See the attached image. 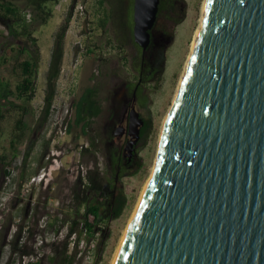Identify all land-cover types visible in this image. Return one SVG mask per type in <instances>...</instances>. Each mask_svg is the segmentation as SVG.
<instances>
[{
	"label": "rangeland",
	"instance_id": "374dc122",
	"mask_svg": "<svg viewBox=\"0 0 264 264\" xmlns=\"http://www.w3.org/2000/svg\"><path fill=\"white\" fill-rule=\"evenodd\" d=\"M203 1L175 0L173 8L162 10L152 29L151 46L143 58L141 47L133 36V0H77L65 37L56 108L44 126L41 125L42 107L51 51L55 34L65 22L73 0L48 2L47 8L51 9L52 16L45 24L37 19L35 9L26 1H16L26 14L36 41L26 36L12 37L6 23L0 19V79H8L14 86L21 72L17 63L40 53L34 99L26 102L12 96V103H0V264H24L18 253L13 254L11 262H8L10 241L21 224L25 231L23 228L17 245L32 247L33 254L40 251L43 252L41 257L44 256L49 247L39 246V240L42 236L49 238L65 220H69L74 185L90 169L104 174L107 198L112 197V193H123L127 202L118 218L106 213L97 229L94 246L83 250L80 263L112 264L152 172L161 128L200 23ZM103 20H106L105 26ZM141 73L148 76L141 86L147 104L143 106L137 97L135 106L148 121L149 130L140 139L137 152L129 161L128 151L124 149V136H116L114 131L121 123L126 101H132L130 86L139 81ZM89 86H96L98 90L96 98L101 112L84 131L81 123L75 122V103ZM23 108H28L24 119L30 128L26 136L19 139L14 124ZM59 112L67 113L69 118L70 128L66 133H61L57 124ZM91 138L96 140L97 149L91 147ZM30 144L34 146L25 168L26 180L19 187L23 160ZM87 147L92 150L83 152ZM124 152L125 157L122 156ZM5 156L7 163L2 165ZM48 167L51 174L45 175L41 183H30L34 175L43 173ZM5 168L12 171L9 183H6ZM113 175L117 176L114 184L108 181ZM47 180L49 183L45 187ZM83 181L87 182L84 178ZM53 198L59 199L60 208L52 207L50 200ZM107 207L104 200L103 210ZM24 208L26 213L23 216ZM83 212L84 208H81V214ZM10 217L13 218L11 222ZM43 218L51 220L44 228ZM43 264H49L47 258Z\"/></svg>",
	"mask_w": 264,
	"mask_h": 264
},
{
	"label": "water",
	"instance_id": "95a60500",
	"mask_svg": "<svg viewBox=\"0 0 264 264\" xmlns=\"http://www.w3.org/2000/svg\"><path fill=\"white\" fill-rule=\"evenodd\" d=\"M159 5L134 0L143 58ZM128 120L130 161L145 124L135 104ZM114 264H264V0H207Z\"/></svg>",
	"mask_w": 264,
	"mask_h": 264
},
{
	"label": "trees",
	"instance_id": "16d2710c",
	"mask_svg": "<svg viewBox=\"0 0 264 264\" xmlns=\"http://www.w3.org/2000/svg\"><path fill=\"white\" fill-rule=\"evenodd\" d=\"M18 0H0V19L6 23L9 34L18 38L20 36H26L36 41V38L32 36L33 32L27 22L26 14L23 13L21 7L16 3ZM27 5L32 6L37 14V19L41 20V23H47L48 19L52 16L51 9L47 8V3L50 1L58 2L59 0H24ZM77 0H73L71 9L65 22L60 26L59 30L55 34L53 48L51 51V57L49 60L48 70L46 73V86L45 95L43 99L42 118L41 125L44 126L48 121L52 111L55 97L57 95L58 79L61 73L63 58H64V43L66 33L69 28V23L72 18V10L75 7ZM103 2V0H100ZM175 0H160L159 13L162 10L169 7H174ZM36 19V16L34 17ZM133 23V22H132ZM106 20H103V26H105ZM151 46V44H150ZM149 46V48H150ZM148 48V49H149ZM40 53H34L28 58L17 63V68L21 70L19 81L13 86L12 82L8 79H0V103L7 101L12 103V96H17L26 102L32 101L36 95V76L38 72ZM148 72L150 73L149 69ZM147 74L141 73L139 81L136 84L130 86L131 94L134 92L135 87L136 95L140 98L141 104L146 106L147 100L142 95V83L146 81ZM96 86L87 87L77 102L75 103V122L81 123L82 128L86 131V128L90 126L91 120L97 117L101 112L100 102L96 98L97 95ZM13 106H17L13 103ZM28 112V108H23V113L15 119L14 131L17 133L19 139L24 138L27 134V130L30 128L28 122L24 119L25 114ZM70 128V124L68 125ZM149 130L148 121L141 129V135L144 137ZM90 145L94 149H97V143L94 138H91ZM33 144L28 146L25 157L23 160V166L21 170V181L19 187H21L26 180V165L28 158L33 149ZM15 148V145H13ZM91 147H87L83 152H89ZM15 153L13 155V158ZM7 156L3 157L2 165L7 163ZM9 170L4 169V174L7 175ZM105 176L98 170L90 169L86 175V183L80 176L74 185L72 196V207L69 209L70 218L68 220V229L63 239L46 244L48 251L44 256L36 260H30L26 264H43L45 258L48 259L49 264H81V258L79 254V244L84 233L86 234V241L89 243L97 234V229L100 228V222L107 216L106 213L112 218H118L126 205L127 199L123 193L114 194L112 197L107 198L108 192L105 189ZM117 176L113 175L108 181L113 184L116 181ZM105 200L107 208L103 210L102 202ZM81 208H84V212L81 214ZM26 209L23 210V216ZM67 219V218H66ZM10 222L13 220L9 218ZM67 220H65L66 222ZM23 224L20 225L11 243V254L8 262H11L13 254L18 253L20 260L26 256H30L34 253L32 247H20L17 245V239L23 231ZM31 232V229L29 230ZM76 234V241L74 246L71 247L70 237Z\"/></svg>",
	"mask_w": 264,
	"mask_h": 264
},
{
	"label": "built area",
	"instance_id": "2783aa9c",
	"mask_svg": "<svg viewBox=\"0 0 264 264\" xmlns=\"http://www.w3.org/2000/svg\"><path fill=\"white\" fill-rule=\"evenodd\" d=\"M56 108L55 106V101L53 104V110ZM69 111V108H67L66 112ZM57 124L60 126V131L61 133H66L67 129H68V125H69V118H67V113L66 114H62L59 112V114L57 115ZM45 170V169H44ZM42 171L43 173L34 175L31 180L30 183H35V182H39L41 183V181L43 180V177H45V175H49L50 173V168L48 167V169L46 171ZM86 175L87 172L83 174L84 179H86ZM11 176H12V171L9 169V173L6 176V183H9L11 181ZM49 181L47 180L45 182V187L48 186ZM24 184V183H23ZM50 204L52 205V207L58 209L60 208V201L59 199L53 198L50 200ZM72 205L70 206V210H71ZM43 223H42V227H46L49 223H50V219L48 220L47 218H43L42 219ZM68 229V220L59 228H57L55 231L52 232V234L49 235L48 237H44L42 236V238L39 240V246H45L46 243H52L54 241H59L61 239H63L66 235ZM25 231V228H24ZM86 234L84 233V235L82 236L81 240H80V244H79V254L78 256H81L83 253V250H85L86 248H91L92 246H94V238L88 243L85 239ZM70 241H71V247L74 246V243L76 241V234L74 233L71 237H70ZM43 255V252L36 253V254H31L30 256H26L23 260V263L26 264L28 261L30 260H36L38 258H41V256Z\"/></svg>",
	"mask_w": 264,
	"mask_h": 264
},
{
	"label": "bare ground",
	"instance_id": "6f19581e",
	"mask_svg": "<svg viewBox=\"0 0 264 264\" xmlns=\"http://www.w3.org/2000/svg\"><path fill=\"white\" fill-rule=\"evenodd\" d=\"M206 2H207V0H204V1H203L202 13H201V18H200V23H199V26L197 27V29H196V31H195V33H194V36H193V39H192V42H191V49H190V52H189V55H188L187 60H188L189 57L191 56V54H192V52H193V50H194V48H195V45H196L197 37H198L199 31H200V28H201V24H202V20H203V15H204V13H205ZM186 63H187V61H186ZM186 63H185V65H186ZM184 75H185V67H184V71H183V74H182V76H181L180 82H179V84H178L177 91H176L175 96H174V98H173V102H172L171 106L169 107V110H168V112H167V114H166V116H165V119H164V122H163V125H162V128H161L160 138H161V134H162V130H163L164 124H165L166 119H167V117H168L169 111H170V109H171V107H172V105H173V103H174V100H175L176 94H177V92H178V90H179V88H180V85H181V83H182V80H183V78H184ZM159 143H160V139H159ZM158 148H159V146H158ZM157 153H158V151H157ZM156 157H157V154H156ZM155 162H156V158H155ZM155 162H154L153 167H152V172H151V174H150L148 180L146 181V183H145V185H144V187H143V189H142V192H141L140 198H139V200H138V203H137V205H136V208H135V210H134V212H133V214H132V216H131V219L129 220L128 225L126 226V229H125V231H124V234L122 235L121 242H120V244H119V246H118V249H117V251H116V254H115V257H114V259H113L112 264L115 263V260H116V258H117L118 253H119V250H120V247H121V245H122V242H123V240H124V238H125V235H126V233H127V230H128V228H129V225H130V223H131V220H132V218H133V216H134V214H135V212H136V209H137L138 204H139V202H140V199H141V197H142V195H143V193H144V191H145V189H146V186H147V184H148V182H149V180H150V178H151V176H152V174H153V170H154ZM38 167H39V166H38Z\"/></svg>",
	"mask_w": 264,
	"mask_h": 264
},
{
	"label": "flooded vegetation",
	"instance_id": "af4514ba",
	"mask_svg": "<svg viewBox=\"0 0 264 264\" xmlns=\"http://www.w3.org/2000/svg\"><path fill=\"white\" fill-rule=\"evenodd\" d=\"M133 6H134V0H133V5H132V19H133ZM136 87H135V90H134V92L132 93V101L131 102H128V101H126V103H125V106H124V110H123V114H122V119L124 120L123 121V123L124 122H127V124L126 125H124L125 127H126V130H125V133H124V141H125V148H126V146H127V143H128V141H129V139H130V137H129V134H128V122H129V120H128V116H129V110H130V108H131V106L133 105V104H135V100H136V98H137V95H136ZM145 122H146V120H145ZM145 125V124H144ZM143 125V126H144ZM142 126V127H143ZM142 127H141V129H142ZM122 136V137H123ZM142 138V135L140 136V139ZM140 139L138 140V142L134 145V150H133V152H132V155H135L136 154V152H137V145H138V143H139V141H140ZM124 148V149H125ZM122 156L124 157L125 156V152L122 154Z\"/></svg>",
	"mask_w": 264,
	"mask_h": 264
}]
</instances>
